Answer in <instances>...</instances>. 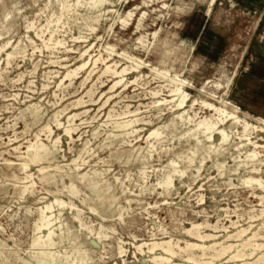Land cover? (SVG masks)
<instances>
[{
	"label": "rangeland",
	"instance_id": "374dc122",
	"mask_svg": "<svg viewBox=\"0 0 264 264\" xmlns=\"http://www.w3.org/2000/svg\"><path fill=\"white\" fill-rule=\"evenodd\" d=\"M209 1L0 0V264H42L41 253L54 256L47 264H158L155 256H167L150 250L166 241L180 264L188 253L178 247L188 243L215 246L202 258L193 252L202 263L264 264V247L248 243L256 236L252 243L264 245V186L245 183L264 180V167L252 171L240 126L231 133L226 125L221 147L219 136H194L187 123L212 115L200 104L192 109L195 100L224 108L235 100L252 115L241 118L264 127L237 92L249 62L264 72V12L218 0L204 17ZM103 59L133 69L115 90ZM176 86L190 94L188 107L158 106ZM126 120L139 121L114 126ZM30 145L44 146L40 159ZM173 169L181 172L167 187ZM47 206L51 225L39 229ZM48 233L53 245H35ZM196 233L213 237L202 242ZM230 245L232 252L213 258ZM239 251L246 257L228 262Z\"/></svg>",
	"mask_w": 264,
	"mask_h": 264
},
{
	"label": "bare ground",
	"instance_id": "6f19581e",
	"mask_svg": "<svg viewBox=\"0 0 264 264\" xmlns=\"http://www.w3.org/2000/svg\"><path fill=\"white\" fill-rule=\"evenodd\" d=\"M80 1V0H79ZM247 2L251 3V4H257L259 2V0H246ZM94 6H98V5H102L104 3V0H92ZM216 2V0H210L209 1V7L207 12L204 14L205 16H208L212 10V6L214 5V3ZM80 3V2H79ZM78 5V4H77ZM64 6V5H63ZM66 9V8H64ZM68 9V8H67ZM63 10V9H62ZM65 11V10H64ZM63 11V12H64ZM67 11V10H66ZM68 14V13H67ZM130 17L132 16L131 14L129 15ZM59 20V19H58ZM123 22H126V20H123ZM57 44V43H56ZM59 44V43H58ZM60 45V44H59ZM112 49V48H111ZM90 50V49H89ZM88 53V52H86ZM84 55V54H81ZM86 55V54H85ZM10 57V55H9ZM99 57V56H98ZM92 58V56L90 57ZM89 61H93V59L88 60L87 62H83L79 67H77L74 70H69L66 74L67 78H71L74 75L77 74L78 70H81L83 68H85L88 63H90ZM99 61V58L94 61V64H96ZM105 68L103 71V74H108L111 73L113 78L116 79V81L114 82V85L111 86V90H113L114 88L116 89L117 86H119L120 84H122L123 80H124V76L126 74H128V72L130 70L129 67H123L122 69L118 68V64L113 63V64H109L107 62L106 59L102 60ZM101 63V62H100ZM93 64V65H94ZM99 64V63H98ZM97 66V65H96ZM94 67V66H92ZM120 67V66H119ZM95 68V67H94ZM92 70V69H91ZM155 71H157L156 69H154ZM135 71H137L135 69ZM158 74H163L165 76H169L168 78L171 79V81L173 82H180L181 85H189L188 82H186L185 80H179V76L176 75L174 77H172V75L168 72L165 71L164 72H160L157 71ZM162 75V76H163ZM88 76V75H87ZM111 76V75H110ZM86 79V78H85ZM232 81V79H230L229 83ZM191 85V84H190ZM216 88H221L220 84L216 85ZM114 89V90H115ZM112 92V91H111ZM105 93V92H104ZM154 93V92H153ZM159 93L156 92L154 93V95H158ZM95 95V94H94ZM106 95V94H105ZM159 96V95H158ZM172 99L171 100H162V101H158V106L161 102H165V104L169 103V104H174V107L177 108L178 110H183L186 107H188V103L190 101V94L188 92H186L185 90H183V88L181 87H174L170 90V95H169ZM111 97V96H110ZM156 97V96H155ZM109 99V98H108ZM106 101V100H105ZM201 105V108L209 111L210 113H212L211 117H205L204 119L198 121L197 123L193 120L192 116H188L187 118V123L191 124L194 123V136H206L207 139L213 140L215 138V136H219L218 139V143L219 146L223 147L226 146L227 143L229 142V136L230 134L228 133V131L226 130V125L231 122V133H233V128H237L240 126L242 128V132H239V134H237L238 136H241V142L244 144V146H251L252 149L248 152L246 159L248 161H250L251 163L253 162L254 164V169L252 170L253 172H260L262 170V166L264 167V155L263 158H258V153L257 151L259 149L262 150L263 154H264V137H258L261 136V134H264V127H258V126H254L252 124H250L246 119L241 118L238 113H243L245 114V116L248 117L252 116L251 114H249L247 111H243L235 102V100L232 101H225L224 102V107H219L217 105H215L214 103H210V102H205L202 101L199 103L198 100H195L191 106L192 109H194V107L196 105ZM77 106V105H76ZM80 106V105H79ZM154 106V105H153ZM78 108V107H77ZM227 108H230L233 110V112L229 111ZM127 109H129V107H127ZM126 109V110H127ZM176 110V109H175ZM128 111V110H127ZM139 111V110H138ZM138 113V112H137ZM80 114V113H79ZM78 114V115H79ZM129 114V113H128ZM74 115V114H73ZM109 115V114H108ZM111 115V114H110ZM127 115V113H126ZM137 115V114H136ZM177 116V115H176ZM74 117V116H73ZM109 117V116H108ZM182 119L183 116H180ZM75 119V118H74ZM134 120V119H133ZM144 120V119H142ZM141 120V121H142ZM256 120L260 121L261 124L264 126V118L262 116H257ZM139 120L136 121H127L126 122H122V123H116V128L118 129H122V130H127L132 124H134L135 122H138ZM150 124V123H149ZM138 125V124H137ZM77 129V127H76ZM72 130L71 129H67L66 133H70ZM137 131V129H136ZM191 133V132H190ZM238 133V132H237ZM71 134V133H70ZM151 134V133H150ZM149 134V135H150ZM150 136H159L158 132L156 131H152V134ZM149 137V136H148ZM36 139V138H35ZM38 139V138H37ZM217 139V138H216ZM239 139V140H240ZM37 141V140H36ZM35 141V142H36ZM214 141V140H213ZM262 143H261V142ZM33 142V144L35 143ZM234 142V141H233ZM250 148V147H249ZM155 149V148H154ZM44 146L42 147H35L34 145H30L28 147V151L32 152L34 155V159H40L41 158V154L42 151H44ZM16 151V150H15ZM46 151V150H45ZM260 156V154H259ZM240 157V156H239ZM240 159V158H239ZM242 160V159H241ZM175 164V163H174ZM176 165V164H175ZM178 165V164H177ZM27 165H24V168H26ZM26 171V170H24ZM44 172V170H42ZM41 171V172H42ZM181 171L177 170V169H173L172 172L169 173V175H167L166 181L164 182V185H166L167 187H169L172 184L173 181V175L180 173ZM29 176V175H28ZM33 178V177H32ZM245 183L248 184H253L256 183L260 186H264V180H262L261 178H257V177H249L248 179H246ZM173 186V185H172ZM75 190V189H74ZM72 189V191H74ZM76 191V190H75ZM262 199H264L262 197ZM64 204L61 201H57V204ZM51 210L50 206H47L46 209H42V218H41V225L39 229H43V230H48V227H50L51 225V221H50V216H49V212ZM51 212V211H50ZM254 219V218H252ZM237 222V221H236ZM198 225V224H197ZM208 225V224H207ZM210 225V224H209ZM213 226V225H212ZM216 226V225H215ZM219 226V225H218ZM201 227V226H200ZM205 227V226H204ZM208 227V226H207ZM202 228V227H201ZM235 228V227H234ZM252 228V227H251ZM196 229V228H195ZM219 229V228H218ZM226 229V228H224ZM210 230V229H209ZM250 230V229H249ZM195 231V230H194ZM198 232V230H196ZM195 231V232H196ZM214 231V230H213ZM241 231V230H240ZM41 232V231H40ZM47 232V231H46ZM201 232V231H200ZM246 232V230H242L241 232H239L236 237L240 238L242 236V234H244ZM248 232V231H247ZM259 232V231H258ZM194 233V232H191ZM255 233V232H254ZM257 233V232H256ZM189 234V233H188ZM197 234V233H196ZM194 236V235H193ZM245 236V235H244ZM213 236H209V235H201V234H197L196 238H198L200 241L204 242L206 239L212 238ZM233 237V236H232ZM256 236L250 237L249 242L255 249H253L254 251L256 249H261L264 247V245H258L255 243H252V240L255 238ZM195 238V237H194ZM235 238V237H233ZM257 238V237H256ZM259 238V237H258ZM264 238V236L262 237V239ZM261 239V238H259ZM41 240V239H40ZM207 241V240H206ZM247 243V242H246ZM261 244V243H259ZM35 245H40V246H51L53 245V241L51 239V233H48V240L40 243V242H36ZM142 245V244H141ZM179 246V244H177ZM140 246V245H139ZM177 246V247H178ZM215 246L213 247H206L204 244H196V243H188L186 245V247L181 248L178 247V250L180 252H184V253H188L186 256V263L187 264H211V261H206L204 263L201 262V260L197 259L194 255V251H201L202 252V256H206V250H212ZM249 247V246H248ZM252 247V248H253ZM174 245L171 241H166V242H162V243H153L152 248L150 251L155 252L157 250L162 251V253L165 256H155L152 260L154 261V263H171V264H180V263H176L175 261H172V259L176 258L178 255V251H176L174 249ZM233 248V245L227 246V247H222L221 250H217L216 254L213 255L214 259L217 258H221L222 256L227 255L231 249ZM243 248V247H242ZM140 249V248H139ZM142 249V248H141ZM140 249V250H141ZM241 249V248H240ZM249 249V248H248ZM247 249V250H248ZM244 250V249H243ZM142 251V250H141ZM251 251V250H249ZM144 252V251H143ZM149 252V251H148ZM232 252V251H231ZM254 252L249 253L250 255H252ZM41 257L39 258V262L42 264H47L49 260L54 259V256L52 254H47V253H41L40 254ZM254 255V254H253ZM198 257V256H197ZM211 257V256H210ZM246 254H242L240 251L236 252L235 254H231L228 258V262H238L241 259L245 258ZM252 257V256H251ZM208 258V257H207ZM223 258V257H222ZM250 258V257H248ZM264 258V257H263ZM261 259V258H260ZM218 260V259H217ZM258 260V259H257ZM263 260V259H262ZM51 261V262H52ZM152 261V262H153ZM213 263V262H212ZM260 263V262H259ZM250 264H255V263H250Z\"/></svg>",
	"mask_w": 264,
	"mask_h": 264
},
{
	"label": "crops",
	"instance_id": "0c3cea01",
	"mask_svg": "<svg viewBox=\"0 0 264 264\" xmlns=\"http://www.w3.org/2000/svg\"><path fill=\"white\" fill-rule=\"evenodd\" d=\"M217 1L218 0H216L214 5ZM238 1L242 4L246 12H264V0H259V2L255 5L247 2L246 0ZM263 18L259 20L260 23L263 22L262 28H264ZM260 23L257 25L258 27H260ZM237 92L241 93V105L246 107L249 112H254L260 115L264 114V72L261 73L259 71L258 67L255 66V62H249L239 82Z\"/></svg>",
	"mask_w": 264,
	"mask_h": 264
}]
</instances>
